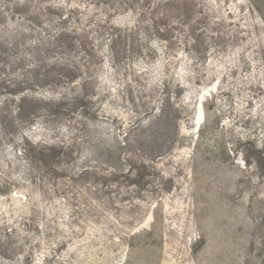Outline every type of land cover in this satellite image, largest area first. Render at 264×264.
I'll list each match as a JSON object with an SVG mask.
<instances>
[{
  "label": "rangeland",
  "instance_id": "374dc122",
  "mask_svg": "<svg viewBox=\"0 0 264 264\" xmlns=\"http://www.w3.org/2000/svg\"><path fill=\"white\" fill-rule=\"evenodd\" d=\"M0 264H264V0H0Z\"/></svg>",
  "mask_w": 264,
  "mask_h": 264
}]
</instances>
